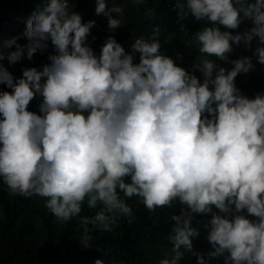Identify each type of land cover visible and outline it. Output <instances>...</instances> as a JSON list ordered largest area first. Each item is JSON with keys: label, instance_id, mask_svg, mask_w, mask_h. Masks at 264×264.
Instances as JSON below:
<instances>
[{"label": "clouds", "instance_id": "obj_1", "mask_svg": "<svg viewBox=\"0 0 264 264\" xmlns=\"http://www.w3.org/2000/svg\"><path fill=\"white\" fill-rule=\"evenodd\" d=\"M178 6L181 15L215 22L195 36L201 52L223 60L241 33L219 25L235 29L251 18L244 39L258 35L254 51L264 62V0H178ZM95 11L107 15L110 29L122 25L112 14H123L121 5L97 0ZM94 23L70 11L68 0H43L27 20V42L16 36L3 42L0 61L10 63L25 50L32 58L49 38L57 51L51 63L24 67L16 79L0 62V82L12 89L0 91V177L13 192L46 197L59 220L81 213L86 196L89 207L100 205L93 216L81 217L86 246L93 228L111 230L112 213L131 217L124 197L139 195L149 209L178 198L188 209L172 215L173 245L158 264H179L182 246L193 249L199 234L194 212H210L214 204L232 213L234 204L232 218L213 212L208 255L227 252V264H264V92L249 97L235 83L253 67L251 57L232 60L230 69L205 57L196 64L201 82L160 51L158 27L131 45L139 63L111 35L97 56L84 42ZM37 93L41 113L27 108ZM245 208L258 219L244 215ZM198 259L208 264L203 254Z\"/></svg>", "mask_w": 264, "mask_h": 264}, {"label": "trees", "instance_id": "obj_2", "mask_svg": "<svg viewBox=\"0 0 264 264\" xmlns=\"http://www.w3.org/2000/svg\"><path fill=\"white\" fill-rule=\"evenodd\" d=\"M185 2L186 0H179V3ZM42 3L43 0H0V51L5 50L3 42L13 36L17 37L18 43L27 42V37L23 34L27 20ZM68 4L70 11L82 14L84 22L88 19L95 21L84 42L93 48L97 56L101 54L102 45L111 35L115 36L127 52L133 53L134 63H139L140 52L132 49L131 45L139 37H151L158 27L160 51L171 56L177 65L194 73L201 82L204 75L196 64H202L205 57L216 60L218 66L230 69L234 66L232 60L250 56L253 67L247 72L238 73L235 83L249 97H255L257 92H264V62L259 61L258 54L254 51L258 35L254 34L253 39L247 43L244 39V33L250 31L254 24L249 17H245L235 29L219 25L221 30L241 33L239 42L230 41L233 49L228 53L229 59L223 60L214 54L201 52L195 36L202 27L215 22L206 18L197 19L190 12L181 15L178 0H106L107 7L119 4L124 9L123 14L112 13L122 21V25H118L115 30L108 27L106 14L95 11L97 0H68ZM47 43L48 47L38 50L32 58L27 56L25 50V55L14 63H10L7 57L0 62L13 73L14 79L23 75L24 67L35 66L42 69L44 64L51 63L50 54L57 51L50 38ZM14 48L15 45L12 46ZM4 90L12 91L5 83L0 82V91ZM42 101V94L37 93L30 99L27 108L41 113ZM88 111L84 110L85 115ZM202 115L211 114L205 112ZM126 180L130 181V176H126ZM121 196L123 197L122 192ZM46 199L38 194L13 192L0 177V264H95L97 258L104 260L105 264H158L173 245L170 239L174 223L172 215L188 209V205L178 198L171 205L149 209L139 195L126 196L124 199L133 209L131 217L118 211L112 213L111 230L93 228L89 245L86 246L79 238L84 230L81 217L93 216L100 205L89 207L86 196L81 213L64 221L57 219L46 206ZM232 209V213H224L213 204L210 212L193 213L191 223L199 234L192 238L193 249L182 246L184 256L180 258L179 264H200L199 254H203L208 264H227V252L216 256L208 255L213 250V245L207 236L213 212L232 218L236 214L234 204ZM240 211L250 219H258L255 214L248 213L246 208ZM89 227L92 228L91 224Z\"/></svg>", "mask_w": 264, "mask_h": 264}]
</instances>
